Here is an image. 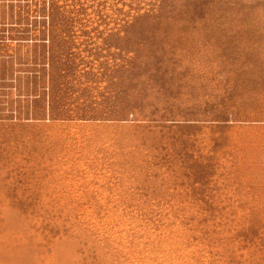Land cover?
Segmentation results:
<instances>
[{
	"label": "rangeland",
	"instance_id": "obj_1",
	"mask_svg": "<svg viewBox=\"0 0 264 264\" xmlns=\"http://www.w3.org/2000/svg\"><path fill=\"white\" fill-rule=\"evenodd\" d=\"M0 264H264V0H0Z\"/></svg>",
	"mask_w": 264,
	"mask_h": 264
}]
</instances>
